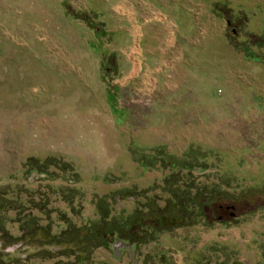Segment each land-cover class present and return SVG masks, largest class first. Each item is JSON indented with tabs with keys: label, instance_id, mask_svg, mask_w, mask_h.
Returning <instances> with one entry per match:
<instances>
[{
	"label": "rangeland",
	"instance_id": "374dc122",
	"mask_svg": "<svg viewBox=\"0 0 264 264\" xmlns=\"http://www.w3.org/2000/svg\"><path fill=\"white\" fill-rule=\"evenodd\" d=\"M178 177L237 199L135 215ZM257 183L264 0H0V251L25 244L0 264H74L91 230L90 264H264V189L239 194Z\"/></svg>",
	"mask_w": 264,
	"mask_h": 264
},
{
	"label": "trees",
	"instance_id": "16d2710c",
	"mask_svg": "<svg viewBox=\"0 0 264 264\" xmlns=\"http://www.w3.org/2000/svg\"><path fill=\"white\" fill-rule=\"evenodd\" d=\"M188 156H192V155H188ZM191 160H192L191 164H192L193 168L195 170H201L199 167L195 166V164L197 162H195V160H193V159H191ZM144 162H146V161H144ZM176 166H178V164L174 162V165H172V167L177 168ZM186 167L187 168H183V169H187L189 171L188 174H191L194 172L191 167L187 166V164H186ZM205 168H204V170H205ZM183 169H180V171H178V172H182ZM178 172H175V173H178ZM169 178L170 177H167L165 179V181H168ZM181 181H182V178L178 177L176 183L174 181H169V182H167L168 184L166 183L165 188H169L168 191H169V194L171 196L169 199H166L164 206L159 205V203L156 199L151 198V200L142 207V210H139V213H136L135 215L137 216V214H141V213L144 215H154V216L158 217L159 219H164V220H171V219L178 216V217H181L185 220L190 219V224H191L192 217L195 214L200 219V218H202L203 215H206L209 212L214 213L216 211L218 202L221 203L222 200L228 198V195L232 196L233 199H237V197H235V194L238 193V190L235 189L234 191H230L229 189L224 188L223 186L225 183L223 181L222 182L212 181V182H210V185H208V183H207L206 185H204L202 187H199L200 185H196V183H195V185L182 187L179 185ZM230 181H232V180H230ZM230 186L231 185H228V187H230ZM170 188H172V189L170 190ZM231 188L232 187H230V189ZM263 189H264V183H262V184L257 183L256 185L250 186L247 189L243 188L242 189L243 191L239 192V194H240V196H244V193L251 194L253 192H258L257 190L263 191ZM1 196H3V195H1ZM206 196H210L209 202H207V200H205ZM220 205H222V204H220ZM20 206L21 205H18V208ZM13 208L18 209L17 207H12L11 204L8 207V209H13ZM35 208H38L37 203H35ZM27 218L25 219V218H21L18 216L17 221L19 223L20 222L23 223L25 221L33 223L34 220L37 221L36 216L30 217V215H29V218L28 219ZM68 218H70V217L66 216L65 219H63V220H67L69 223L70 219H68ZM218 220H221V219L218 217ZM100 221L104 222V221H107V219H100ZM34 224H36V223H34ZM111 225L114 226L113 223ZM39 226H41V225L38 223L37 228H39ZM105 226L108 227L107 224H105ZM21 228L25 229L24 225H22ZM151 228L154 230H157V229H161L164 227H162V225L159 224V225H157L155 227H151ZM74 229L76 230L75 225H74ZM38 230H40V229H38ZM79 230L83 231L82 228H80ZM40 232H41V235H39V236L37 233H35V236L36 237L38 236L37 239L40 242H44L49 238L50 239L54 238V240L59 239L57 237V235H54V236L52 234H46L45 235L43 231H40ZM71 232H72V230H71V226H70V227H68L67 230H65L63 232V234L64 233L71 234ZM29 233H30V231H27V233H25V234L27 235ZM86 233L87 234H85V236H86L85 238L87 239V241H85V242H87V244L85 245V247H83V249L81 248V246H78L76 249H74L72 247L69 248V251L73 252V253L71 252L69 256L74 258V261H73L74 264H78L81 262H84L85 264H90L89 260H90L91 251L89 252L88 249L97 247V246H91L94 243V240L97 241L98 238H101V240L103 239V241H101V242H105L104 240H106L104 235L97 233V230L87 231ZM42 234H44V235H42ZM124 234H126V232H124ZM116 235L118 237L122 238L123 232L119 231V229H118V232L116 233ZM39 238H41V239H39ZM23 239H24V237L22 239L17 238L16 242L13 245H11V244L7 245L4 252L0 251V263L5 262L4 260L5 259L7 260L8 256L13 253L12 251H16V249L18 247H20L21 249L24 248L25 244H24ZM18 240H20V241L18 242ZM3 246L4 245L2 243L1 247H3ZM88 246H91V247H88ZM64 248H65L64 244L63 245L59 244V245H55L53 247H50L49 248L50 251H48V252L53 254L54 250L62 251V250H64ZM78 248H81L80 252H82L83 255L80 252H77V253L75 252ZM33 249H35V248L33 247ZM0 250H2V248ZM62 253L64 254V252H62ZM64 264H68V263H64Z\"/></svg>",
	"mask_w": 264,
	"mask_h": 264
},
{
	"label": "water",
	"instance_id": "95a60500",
	"mask_svg": "<svg viewBox=\"0 0 264 264\" xmlns=\"http://www.w3.org/2000/svg\"><path fill=\"white\" fill-rule=\"evenodd\" d=\"M231 207H233V206H228V208H231ZM231 215H232V216H235V213L232 212Z\"/></svg>",
	"mask_w": 264,
	"mask_h": 264
},
{
	"label": "flooded vegetation",
	"instance_id": "af4514ba",
	"mask_svg": "<svg viewBox=\"0 0 264 264\" xmlns=\"http://www.w3.org/2000/svg\"><path fill=\"white\" fill-rule=\"evenodd\" d=\"M221 219V218H220Z\"/></svg>",
	"mask_w": 264,
	"mask_h": 264
}]
</instances>
